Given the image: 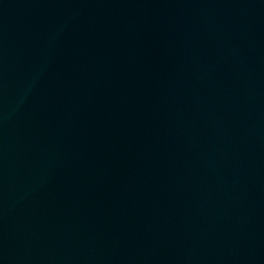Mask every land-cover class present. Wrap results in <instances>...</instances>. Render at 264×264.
I'll list each match as a JSON object with an SVG mask.
<instances>
[{
    "label": "water",
    "instance_id": "95a60500",
    "mask_svg": "<svg viewBox=\"0 0 264 264\" xmlns=\"http://www.w3.org/2000/svg\"><path fill=\"white\" fill-rule=\"evenodd\" d=\"M0 264H264V0H0Z\"/></svg>",
    "mask_w": 264,
    "mask_h": 264
}]
</instances>
